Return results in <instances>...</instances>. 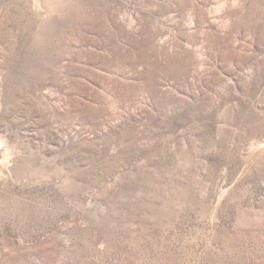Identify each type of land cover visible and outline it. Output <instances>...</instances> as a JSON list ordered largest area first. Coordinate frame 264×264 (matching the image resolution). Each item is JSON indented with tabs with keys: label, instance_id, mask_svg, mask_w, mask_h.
I'll list each match as a JSON object with an SVG mask.
<instances>
[{
	"label": "rangeland",
	"instance_id": "1",
	"mask_svg": "<svg viewBox=\"0 0 264 264\" xmlns=\"http://www.w3.org/2000/svg\"><path fill=\"white\" fill-rule=\"evenodd\" d=\"M0 264H264V0H0Z\"/></svg>",
	"mask_w": 264,
	"mask_h": 264
}]
</instances>
